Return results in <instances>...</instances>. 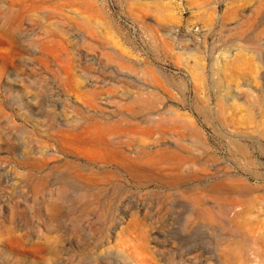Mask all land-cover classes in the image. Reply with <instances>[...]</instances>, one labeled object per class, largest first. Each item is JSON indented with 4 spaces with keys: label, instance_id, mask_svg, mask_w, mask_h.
Instances as JSON below:
<instances>
[{
    "label": "rangeland",
    "instance_id": "rangeland-1",
    "mask_svg": "<svg viewBox=\"0 0 264 264\" xmlns=\"http://www.w3.org/2000/svg\"><path fill=\"white\" fill-rule=\"evenodd\" d=\"M0 264H264V0H0Z\"/></svg>",
    "mask_w": 264,
    "mask_h": 264
}]
</instances>
